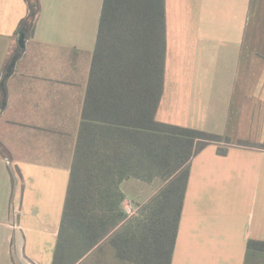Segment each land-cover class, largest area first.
<instances>
[{"label": "crops", "instance_id": "crops-1", "mask_svg": "<svg viewBox=\"0 0 264 264\" xmlns=\"http://www.w3.org/2000/svg\"><path fill=\"white\" fill-rule=\"evenodd\" d=\"M102 5L39 0L31 32L20 25L26 1L0 0V225L13 229L15 263L41 258L33 234L50 236L52 259ZM49 11L56 27L41 26ZM165 24L156 119L229 138L190 160L170 264H264V250L247 246L264 242V0H165ZM130 180L123 205L158 189L132 197Z\"/></svg>", "mask_w": 264, "mask_h": 264}, {"label": "trees", "instance_id": "trees-1", "mask_svg": "<svg viewBox=\"0 0 264 264\" xmlns=\"http://www.w3.org/2000/svg\"><path fill=\"white\" fill-rule=\"evenodd\" d=\"M25 1L20 25L32 32L39 0ZM165 27V0H103L51 264H79L107 244L116 262L171 263L190 160L229 138L156 119ZM0 153L9 156L1 142ZM129 179L158 184L132 214L121 188ZM247 246L264 250L260 241Z\"/></svg>", "mask_w": 264, "mask_h": 264}, {"label": "rangeland", "instance_id": "rangeland-1", "mask_svg": "<svg viewBox=\"0 0 264 264\" xmlns=\"http://www.w3.org/2000/svg\"><path fill=\"white\" fill-rule=\"evenodd\" d=\"M52 15L53 14L51 11H49L48 13H45V15L42 18L41 26L56 27L58 23V19H55ZM93 23H94V20H93ZM95 24L98 25V19L95 20ZM210 146H212V144ZM154 185L155 183H153L152 185H150L149 183H146L141 186L138 181L132 179L128 183H126L124 187L132 197H136V195H139V194H140V197H143L151 191V189L153 188L152 186ZM128 205H129L128 202L124 204V206L129 207ZM11 231H13V229H5L3 225H0V264H19V262L15 263L14 262L15 259L13 260V258H11L10 255L6 252V248L9 245L6 238H7V235ZM27 239L29 241H32L27 244L29 248H34V249L44 248V251L40 253L41 258L37 259L36 257H32L30 259L31 264H35L34 262H38V264H50V261L48 263V260H51L50 259L51 258V248L49 251L47 250L50 245H53L51 244L49 240L50 236H46L44 234H33V235H29ZM20 261L23 264L22 259H20ZM79 264H123V263L116 262L114 260V255L111 251V247L109 244H107V246L104 247L103 249L92 252L86 259H84Z\"/></svg>", "mask_w": 264, "mask_h": 264}, {"label": "water", "instance_id": "water-1", "mask_svg": "<svg viewBox=\"0 0 264 264\" xmlns=\"http://www.w3.org/2000/svg\"><path fill=\"white\" fill-rule=\"evenodd\" d=\"M24 31L21 29L19 31V36H18V39H17V43L20 47H24Z\"/></svg>", "mask_w": 264, "mask_h": 264}, {"label": "built area", "instance_id": "built-area-1", "mask_svg": "<svg viewBox=\"0 0 264 264\" xmlns=\"http://www.w3.org/2000/svg\"><path fill=\"white\" fill-rule=\"evenodd\" d=\"M128 206H129V207L124 206L125 209H126V211H127L128 213H130V214L134 213L135 208H134L131 204H129Z\"/></svg>", "mask_w": 264, "mask_h": 264}]
</instances>
